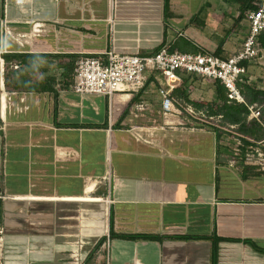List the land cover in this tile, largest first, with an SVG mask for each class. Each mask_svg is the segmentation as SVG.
<instances>
[{"label":"crops","instance_id":"crops-1","mask_svg":"<svg viewBox=\"0 0 264 264\" xmlns=\"http://www.w3.org/2000/svg\"><path fill=\"white\" fill-rule=\"evenodd\" d=\"M243 1L0 0L12 30L5 48L0 27V264H73L81 241V264H264V167L252 155L264 149V100L247 103L264 91V39L237 83L238 103L261 112L246 117L261 122L258 138L223 116L230 130L130 121L135 103L159 109L158 73L138 92L71 88L81 56L234 54ZM217 83L182 72L173 94L222 115Z\"/></svg>","mask_w":264,"mask_h":264},{"label":"built area","instance_id":"built-area-1","mask_svg":"<svg viewBox=\"0 0 264 264\" xmlns=\"http://www.w3.org/2000/svg\"><path fill=\"white\" fill-rule=\"evenodd\" d=\"M245 16L249 24L248 33L241 47L228 57L223 58L211 53L169 50L165 47L145 56L110 50L105 58L97 55L79 57L73 66L71 88L79 95L111 96L117 91L138 92L147 80V72L158 73L163 80V84L159 87L162 95L159 109H154L147 103H135L129 112L130 121L146 117L148 122L156 124L157 117L161 116L164 125H172L175 124V121L170 119L173 118L172 116H183L191 128L208 126L214 130H230L232 125L221 123L222 115H209L198 110L192 104L176 97L173 89L181 82V73L188 72L220 82L226 89L228 100L244 101L237 83L246 71L244 62L256 58L262 51L259 37L264 32V0H256L254 8L248 9ZM37 25L38 23L33 25L35 32L39 31ZM0 27L4 32L3 44L6 48L12 30L5 15L0 19ZM249 110V117L257 119L260 117L261 112L257 105H251ZM164 125L161 127L163 128ZM133 126L137 129L142 128L138 125ZM257 143L264 147V139ZM252 155L255 161L264 167V149L260 146ZM83 243L81 241L79 244L81 248L76 247L72 250L73 264H81L83 261L81 254ZM105 264L110 263L107 261ZM123 264H142V262L134 258Z\"/></svg>","mask_w":264,"mask_h":264},{"label":"trees","instance_id":"trees-1","mask_svg":"<svg viewBox=\"0 0 264 264\" xmlns=\"http://www.w3.org/2000/svg\"><path fill=\"white\" fill-rule=\"evenodd\" d=\"M255 1L256 0H244L241 4V14H240V18L242 17V13L247 10V9H252L255 6ZM260 39H264V32H262L260 34ZM262 44L264 45V41L262 42ZM176 46H172L170 49L175 48ZM180 50L184 51V49L180 48ZM217 88L219 90V95L218 98L221 99L223 102L221 105L217 106L215 110L212 111V113L214 114H222L223 119L227 120L229 122H233V123H238L240 128L242 129L243 132L250 134L252 136H254L255 138H258V135L256 134L257 131L262 129V124L261 122L257 121V120H250L248 122V124H246V117L247 114L249 113L248 107L243 104V103H238V102H230L228 103L227 101V96H226V89L224 88V86H222L221 84L217 83ZM246 89H248V91H251L250 88H248L247 86H245ZM252 93V91H251ZM254 98L252 97V99L250 98L249 100H247L249 102H252L253 100H264V91H256L254 92ZM252 96V95H251ZM256 134V135H255ZM113 235H115L112 231V226H111V219H110V225H109V236L112 237ZM127 236V235H124ZM131 236V235H129ZM104 240V238H100L97 243L95 244L94 248L92 249L91 253L94 252L102 243V241Z\"/></svg>","mask_w":264,"mask_h":264}]
</instances>
